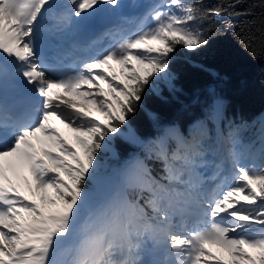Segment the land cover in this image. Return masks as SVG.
<instances>
[{
  "label": "snow or ice",
  "instance_id": "obj_1",
  "mask_svg": "<svg viewBox=\"0 0 264 264\" xmlns=\"http://www.w3.org/2000/svg\"><path fill=\"white\" fill-rule=\"evenodd\" d=\"M239 2L0 0V264H264V115L228 119L210 89L187 129L153 113L154 136L129 126L146 93L178 91L174 60L209 47L210 17H225L227 30L247 15ZM113 18L80 46V34ZM255 40L241 38L253 59L264 55ZM10 90L24 102L10 105ZM117 138L135 150L112 168Z\"/></svg>",
  "mask_w": 264,
  "mask_h": 264
},
{
  "label": "trees",
  "instance_id": "obj_2",
  "mask_svg": "<svg viewBox=\"0 0 264 264\" xmlns=\"http://www.w3.org/2000/svg\"><path fill=\"white\" fill-rule=\"evenodd\" d=\"M234 0H196L205 9H215L233 3ZM236 11L241 15L232 29H224L225 17L212 16L204 23L213 30L209 47L198 55L183 52L177 56L172 70L177 73L175 94L164 92V98L146 93L142 106L135 115L129 117V126L143 137L156 134L154 122L149 113L155 114L162 125L176 124L187 129L203 115L204 107L210 100V89L224 100L225 115L251 121L264 115V55L253 59L241 44L243 36H255V46L259 51L264 45V0H240ZM220 31H217V29ZM185 57L202 64L203 69L193 68ZM118 67L119 66H115ZM207 69V70H204ZM70 141L71 136L66 129ZM249 132H242L248 138ZM73 143V141H72ZM115 149L105 155V162L118 168L135 149L125 140L117 138L111 142Z\"/></svg>",
  "mask_w": 264,
  "mask_h": 264
},
{
  "label": "rangeland",
  "instance_id": "obj_3",
  "mask_svg": "<svg viewBox=\"0 0 264 264\" xmlns=\"http://www.w3.org/2000/svg\"><path fill=\"white\" fill-rule=\"evenodd\" d=\"M142 2L144 3V4H146V3H151V0H142ZM142 9V8H141ZM107 86L105 85V88H106ZM102 118V117H101ZM231 119V118H230ZM233 119H235L236 120V117L235 116H233ZM70 143V142H69ZM71 144V143H70ZM26 173V172H25ZM25 176H27V178H28V180L34 185V180L32 179V177H31V175L27 172V174H24ZM13 178V180H14V182H16V183H18L19 185H20V191H21V193L23 194V195H27V196H29V199H32L33 197L31 196V194L30 193H28V191H27V188H26V186L23 184V182L22 181H18L17 179H16V177H12ZM211 251H213L214 253H216L217 255H220L221 253H220V251L217 249V248H215V247H212L211 249H210ZM223 258L225 259V260H227L228 259V257H227V254H223Z\"/></svg>",
  "mask_w": 264,
  "mask_h": 264
},
{
  "label": "water",
  "instance_id": "obj_4",
  "mask_svg": "<svg viewBox=\"0 0 264 264\" xmlns=\"http://www.w3.org/2000/svg\"><path fill=\"white\" fill-rule=\"evenodd\" d=\"M110 21H113V19H110ZM105 25H108V24H105L104 22H101V23H98L96 26L103 27Z\"/></svg>",
  "mask_w": 264,
  "mask_h": 264
},
{
  "label": "bare ground",
  "instance_id": "obj_5",
  "mask_svg": "<svg viewBox=\"0 0 264 264\" xmlns=\"http://www.w3.org/2000/svg\"><path fill=\"white\" fill-rule=\"evenodd\" d=\"M139 12H140V10H139ZM138 14V13H137ZM24 172H26V171H24Z\"/></svg>",
  "mask_w": 264,
  "mask_h": 264
}]
</instances>
